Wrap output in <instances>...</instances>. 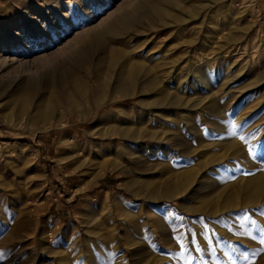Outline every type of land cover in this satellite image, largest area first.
Listing matches in <instances>:
<instances>
[{
    "label": "rangeland",
    "instance_id": "rangeland-1",
    "mask_svg": "<svg viewBox=\"0 0 264 264\" xmlns=\"http://www.w3.org/2000/svg\"><path fill=\"white\" fill-rule=\"evenodd\" d=\"M159 1L0 0V264H209L210 234L229 263L264 260L262 224L236 257L228 245L254 225L220 241L210 224L230 222L202 215L264 181V56H251L264 0ZM138 7L129 32L91 41ZM198 62L216 103L235 96L220 132L205 122L219 118L209 90L188 87Z\"/></svg>",
    "mask_w": 264,
    "mask_h": 264
},
{
    "label": "bare ground",
    "instance_id": "bare-ground-1",
    "mask_svg": "<svg viewBox=\"0 0 264 264\" xmlns=\"http://www.w3.org/2000/svg\"><path fill=\"white\" fill-rule=\"evenodd\" d=\"M160 3H162V4L164 3L165 6L167 4L169 9L170 8H172V9H180L179 11H181V9H182L180 0H162V2H160ZM140 10L141 9L139 7L136 8L132 12V14L123 15L121 18H118L116 21H114L112 23V25L108 28V30L106 29L105 31L98 32V33H95V34L91 35V37H90L91 41L92 42L98 41L99 39H101V37L104 34L108 33L109 31L117 32V33H119V32H129V30L131 29L132 25L134 23H137L139 21L138 19L142 16L140 14ZM167 11L168 10L165 7H163L162 5H158V4H156V2L155 3L154 2L153 3L149 2L148 12L160 15V14L167 13ZM243 47H244V45L242 46V48ZM246 50L247 49L245 48V51ZM255 53H257V55H255L256 60L257 59L259 60V59H261V57L264 56L263 49L262 50L260 49V50L255 51V52H251V56H253V54H255ZM246 54H248V56H250V51H248ZM259 55H261V56H259ZM231 56H232L231 50H228V51L225 52L224 57H222V58H226V59L229 60L231 58ZM251 56H250V58H252ZM211 60H212L211 57H206L205 56L204 59L202 60V63L206 64L208 66L210 63H213V61L211 62ZM214 61H215V59H214ZM260 61H262V60H260ZM233 62H234V60H231L230 63L233 64ZM194 64L190 65V70H188L186 75H188V76L190 75L189 77H194L193 79H195L196 82H200L201 86L200 85L196 86V84H193V85H188V87L192 88L193 91H196V88H198V87L199 88H206L207 90H209V93H211V96H212V100H211L209 109L211 111H213V113H218L219 118L218 119L207 118L205 120V122L208 125V130L209 131L211 130V131H214L215 133L218 132V131L220 132L221 130H223V127L225 125L230 124V126H231L234 123V120H231L229 118V116H228V110L232 108L233 104H235V100H234L235 96L233 95V96L227 98L226 101L229 100V99H232L228 103L227 102H224L223 104L216 103V98H217V96L219 94H217V95L215 94L214 95V91H212L213 87L211 85H212V82H213V78H211L209 76H206L203 79H201L200 78V74L202 73V69L199 68V65L201 63H199L198 66L194 65ZM247 65L244 64V65L240 66V68L243 69ZM245 70H247V69H245ZM174 83H175L176 89H179L181 87L180 84L184 85L185 81H182L180 78H178V79H176L174 81ZM25 91H27V94L25 95V97H22V99H19V111L23 110V108L26 106V102L27 101L29 102L35 95L33 87H29ZM221 93H223V92H221ZM222 95L224 96L225 93H223ZM214 105H215V107H214ZM226 106H228L227 109H225ZM45 115H46V112H42L41 114L37 115L38 117L37 116L36 117L42 119V118L45 117ZM45 119H46V117H45ZM227 127H229V126H227ZM223 140L224 141L228 140L230 142V140H232V138L223 139ZM219 141H221V139ZM230 147H232V146H230ZM235 152H237V151H235ZM235 152H233V153H235ZM211 177L212 176L210 174H205L202 177L203 184H202V186L200 184L201 189H203V188H205L207 186L209 187V185H210L209 183L212 181ZM258 177L250 178L249 180L245 181V183L241 186V188L246 190V192L243 195L241 194L242 197H239L238 202H236L234 204L231 203L232 200H236L237 199V197H235L236 196L235 195V196H233L234 198L230 197L229 199L225 200L226 202H224V204L220 205L216 210H214V211L210 210L211 212L204 211L203 214H202L203 218H209L210 217V218L215 220V219H218V218L222 217V218H226L230 222V224L232 226V227L230 226L231 228H229L228 226L219 227V226L215 225L216 223L214 225L209 223L211 225V227L214 229V233L218 234L220 236L219 240L221 239V240H224L226 242H227V240L229 238H231L230 236H232V237L234 236L233 233L231 232V230L237 229L240 232H244L242 230V228H243V223H241L242 220H245V221L248 220L249 224H251V225L253 224L254 225V229H252L253 228L252 227L251 228L252 230L249 233L246 232V233H248L247 236L245 234H243L242 236H239L235 240V242H230V245H228V250L231 251L234 254L233 256H236V257L237 256H243V258H245L244 255L248 252V250H250V252H251L252 249L249 248L247 245H245V242H246V239H253L254 238L255 233L257 232L256 229L258 228V223L263 225L262 231L264 230V214L261 213L262 211L259 210V209H264V181L258 179ZM241 191H243V190H241ZM246 212L248 214V218L247 219H246V216H245ZM217 214H219V215H217ZM209 224H208V222L207 223L205 222L204 223V227H208V226L210 227ZM204 230H207V228H205ZM210 235H211L210 240H207L206 237L202 236L200 238L201 240L199 241V243H200L199 245L201 246V250L203 252H205L206 254H208L207 255V262L209 264H232V263L227 262V258H226L227 257V253H225L226 251H224V249H222V248L220 250L217 249L218 248V244H217V240L214 238V235H212V234H210ZM211 245H214V247L213 246L211 247ZM215 250H217V251H215ZM196 258L200 259V257H197V256H196ZM242 260L244 261L245 259H242ZM232 262L233 263L235 262L234 258H233ZM259 264H264V260L262 261V263H259Z\"/></svg>",
    "mask_w": 264,
    "mask_h": 264
},
{
    "label": "snow or ice",
    "instance_id": "snow-or-ice-1",
    "mask_svg": "<svg viewBox=\"0 0 264 264\" xmlns=\"http://www.w3.org/2000/svg\"><path fill=\"white\" fill-rule=\"evenodd\" d=\"M261 243H264V240H262ZM181 247H183V245H181ZM254 255H255V254H254Z\"/></svg>",
    "mask_w": 264,
    "mask_h": 264
}]
</instances>
